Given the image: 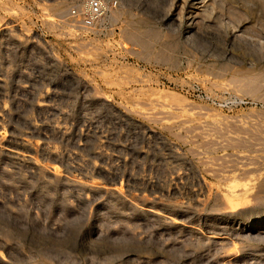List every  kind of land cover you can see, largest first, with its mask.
<instances>
[{
	"label": "rangeland",
	"instance_id": "374dc122",
	"mask_svg": "<svg viewBox=\"0 0 264 264\" xmlns=\"http://www.w3.org/2000/svg\"><path fill=\"white\" fill-rule=\"evenodd\" d=\"M102 1L0 0V264H264V0Z\"/></svg>",
	"mask_w": 264,
	"mask_h": 264
},
{
	"label": "built area",
	"instance_id": "2783aa9c",
	"mask_svg": "<svg viewBox=\"0 0 264 264\" xmlns=\"http://www.w3.org/2000/svg\"><path fill=\"white\" fill-rule=\"evenodd\" d=\"M81 8H73L69 11V17L79 23L83 28H91L95 22L105 13L106 3L102 0H81Z\"/></svg>",
	"mask_w": 264,
	"mask_h": 264
},
{
	"label": "bare ground",
	"instance_id": "6f19581e",
	"mask_svg": "<svg viewBox=\"0 0 264 264\" xmlns=\"http://www.w3.org/2000/svg\"><path fill=\"white\" fill-rule=\"evenodd\" d=\"M237 28V27H236ZM247 29V28H246ZM246 31V30H245ZM248 32V31H247ZM243 34V33H242ZM247 86V85H246ZM249 86H250V84H249ZM258 227V226H257Z\"/></svg>",
	"mask_w": 264,
	"mask_h": 264
}]
</instances>
